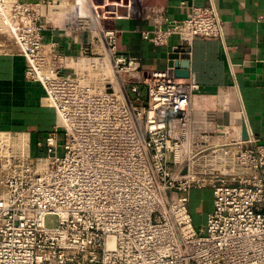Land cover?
<instances>
[{
  "label": "built area",
  "instance_id": "built-area-1",
  "mask_svg": "<svg viewBox=\"0 0 264 264\" xmlns=\"http://www.w3.org/2000/svg\"><path fill=\"white\" fill-rule=\"evenodd\" d=\"M147 11L154 46L225 38L214 3L183 21ZM132 14V0H0V55L25 58L56 113L37 154L29 133L0 131V264H264V144L195 121L196 84L122 55L107 21ZM56 30L84 37L78 55L46 39ZM206 187L197 229L191 193Z\"/></svg>",
  "mask_w": 264,
  "mask_h": 264
},
{
  "label": "crops",
  "instance_id": "crops-1",
  "mask_svg": "<svg viewBox=\"0 0 264 264\" xmlns=\"http://www.w3.org/2000/svg\"><path fill=\"white\" fill-rule=\"evenodd\" d=\"M54 1L57 8L65 6V0ZM212 3L225 22L223 40L199 37L183 47L182 39L174 36L157 47L140 36L139 31L156 26L149 8L162 10L165 20L183 21L194 7ZM132 8V16L107 21L120 31L119 52L140 58L148 71H168L173 76L171 56L178 54L179 61L189 62V78L176 77L198 86L191 101L193 119H207L209 128H236L243 137L253 134L264 144V0H132ZM46 37L56 39L70 55L79 54L74 42L84 41V37L65 38L58 30ZM25 69L26 60L16 50L14 55H0V131L29 133L37 154L36 145L53 130L56 113L44 88L26 80ZM176 133L182 131L178 128Z\"/></svg>",
  "mask_w": 264,
  "mask_h": 264
},
{
  "label": "rangeland",
  "instance_id": "rangeland-1",
  "mask_svg": "<svg viewBox=\"0 0 264 264\" xmlns=\"http://www.w3.org/2000/svg\"><path fill=\"white\" fill-rule=\"evenodd\" d=\"M196 169L192 170V172H194L195 174L200 172ZM213 201L214 195L213 189L211 187L201 189L197 188L192 191L189 211L193 217V221L197 229L205 225L207 215L213 209ZM48 222L50 225L56 224V220L53 218H50Z\"/></svg>",
  "mask_w": 264,
  "mask_h": 264
},
{
  "label": "water",
  "instance_id": "water-1",
  "mask_svg": "<svg viewBox=\"0 0 264 264\" xmlns=\"http://www.w3.org/2000/svg\"><path fill=\"white\" fill-rule=\"evenodd\" d=\"M171 67L176 69V76L181 79L189 78V62L179 61V55L173 54L171 56Z\"/></svg>",
  "mask_w": 264,
  "mask_h": 264
}]
</instances>
